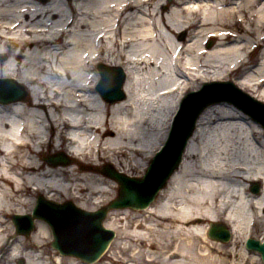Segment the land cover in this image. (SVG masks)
Listing matches in <instances>:
<instances>
[{"label":"bare ground","instance_id":"obj_1","mask_svg":"<svg viewBox=\"0 0 264 264\" xmlns=\"http://www.w3.org/2000/svg\"><path fill=\"white\" fill-rule=\"evenodd\" d=\"M257 46L256 65L235 84L264 101V0H0V236L9 237L0 264H86L52 239H26L11 260L21 234L12 217L61 215L46 204L32 215L40 197L88 212L106 206L116 182L103 167L139 178L186 88L235 75ZM100 64L124 71L122 99L109 103L95 88ZM247 115L226 101L205 107L153 202L108 211L115 239L90 264H262L234 246L255 224L264 230V135ZM220 221L227 244L207 237Z\"/></svg>","mask_w":264,"mask_h":264},{"label":"water","instance_id":"obj_2","mask_svg":"<svg viewBox=\"0 0 264 264\" xmlns=\"http://www.w3.org/2000/svg\"><path fill=\"white\" fill-rule=\"evenodd\" d=\"M100 69L103 76L102 82L99 85L101 95L109 103L122 99L124 97L122 86L125 80L123 71L120 68H106L104 66H100ZM106 69L112 72L114 71L108 86H106L107 84L105 82ZM204 93L205 91L202 89L198 92L188 94L181 110L174 120L172 131L164 149L154 158L143 179L133 180L105 169V173L116 179L120 185L117 199L107 207L98 212L90 213L74 208L70 202L56 206L51 203H44L41 198L39 199V206H37L34 212L36 216L38 215L37 210L39 211L41 209L42 211L41 206L43 204H46L50 211L52 209L54 212L61 213V215L58 214L56 217L53 215L51 221L48 222L54 235L53 247L58 249L62 254L73 255L87 263L94 262L100 258L114 237L113 231L107 230L102 226V221L105 218L107 210L110 208L125 207L142 209L154 200L158 191L165 186L170 175L178 168L188 140L194 132L198 116L206 106L214 102L193 99V97L200 98V96H204ZM190 98H192V102ZM188 102L190 104L189 107ZM248 112L264 126L263 119H260L251 111ZM61 160L63 161V159ZM134 185L136 186L134 187ZM252 191L257 193L259 186L254 185ZM77 216L80 218H76ZM14 219L20 220L21 217H14ZM24 219L27 221L25 229L19 228L18 230L28 234L33 228L32 217H26ZM16 225L18 228L17 223ZM79 230L82 233L81 235H78ZM73 233L77 236V239H71ZM208 236L213 240L226 242L230 239V232L222 225L218 226L213 224L208 232ZM64 238L65 240L63 242L62 239ZM245 246L248 250L259 252L264 262V243L249 238Z\"/></svg>","mask_w":264,"mask_h":264},{"label":"rangeland","instance_id":"obj_3","mask_svg":"<svg viewBox=\"0 0 264 264\" xmlns=\"http://www.w3.org/2000/svg\"><path fill=\"white\" fill-rule=\"evenodd\" d=\"M180 38H187V35H185V34H182V35H180ZM131 50H133V48H131ZM130 50V51H131ZM259 55H260V50H256L255 52H254V54L250 57V60H249V66L248 67H244V68H242V70L241 71H239V72H237L235 75L233 74V75H230L229 77H227L228 79L227 80H224V81H228V82H230V83H232L236 88H238V89H240L241 91H242V93H244V95H246V96H248V98L247 97H244V96H242V95H240L239 93H237L235 90H233L232 88H230V87H222V86H220L219 84H213V83H211L210 81H205V82H203V81H201V82H199L198 81V83H196V84H193V85H191L190 87H188V88H186V90L182 93V95H181V98H180V100H179V102H178V106L180 105V103L182 102V100H183V97H185L189 92H191V91H194V90H198V89H203L204 91H205V93H204V96L202 95V96H200V98H197V97H193V99H203V101L204 100H206V101H226V102H229V103H231V104H233L236 108H238L241 112H243L244 114H247L246 112H244L242 109H240L239 108V106L237 105V104H234L233 102H230V101H227L225 98H231V99H233L234 101L236 100V99H238V100H242V101H244L245 103H243V104H245V105H247L249 108H251L253 111H255V113L258 115V117L259 118H261V119H263V121H264V108L263 107H261L260 105H258V104H256V103H254V102H257V103H260V104H262V105H264V101H261V100H258L255 96H254V94H252L251 93V91L250 90H247V89H242V88H240L237 84H235V81H236V79H238L239 77H240V75H244L245 74V72H247V70H249L250 69V67H252V66H254V65H256V63H257V59H258V57H259ZM206 82H208V83H206ZM187 83V82H186ZM205 86V87H204ZM22 88H23V90L25 91V93H26V95H27V93H28V90H27V86H22ZM208 95V96H207ZM207 96V97H206ZM252 100H250V99ZM191 99V102H192V98H190ZM186 104V103H185ZM178 106H177V109H178ZM190 106V104H189V102H188V107ZM248 116V115H247ZM250 116V115H249ZM252 118V117H251ZM254 120V119H253ZM255 121V120H254ZM260 127H261V129H262V131H263V135H264V129H263V127H262V125H260V123L258 122V121H255ZM169 129H170V126H169ZM169 129H168V132L166 133V138H165V141H166V139H167V136H168V133H169ZM165 141L163 142V144H162V146L164 145V143H165ZM161 146V147H162ZM65 154V153H64ZM150 164V163H149ZM149 164L147 165V167H146V169H145V171H143L141 174H139V178H143V176L145 175V172H146V170H147V168H148V166H149ZM112 167H113V165H111ZM104 168H106V167H103V171H104ZM255 182H257V181H255ZM254 182V183H255ZM251 184L252 183H250L249 184V188H251ZM114 186H115V188H116V191L114 192L113 191V194L111 195V200H113L114 198H116L117 197V188H118V185H117V183L116 184H113ZM72 203H73V201H71ZM74 204V203H73ZM35 206V205H34ZM98 209V208H97ZM218 223H222V224H225L223 221H220V222H218ZM226 226H228L227 224H226ZM229 227V226H228ZM208 229H209V225H208ZM13 230L15 231V228H13ZM250 237H252V238H255V239H263L264 240V230L260 227V226H258V225H254V227H253V234H252V236H250ZM114 239H115V237H114ZM113 239V240H114ZM53 240V239H52ZM112 240V241H113ZM208 240H211V239H209L208 238ZM244 238H238V239H236L235 240V244H234V246H235V248H236V251H237V253H239V251L241 250V248L243 247V245H244ZM230 242V241H229ZM229 242H226V243H221V242H219V243H221V244H227V243H229ZM112 243V242H111ZM110 243V244H111ZM245 248V247H244ZM227 249V248H226ZM247 251V250H246ZM247 252H249L250 254H253L254 252H250V251H247ZM231 259H239V256L238 257H234L233 258V255L230 257ZM237 261V260H236ZM16 264H23V261H21V260H17L16 262H15ZM261 264V263H260ZM262 264H264V263H262Z\"/></svg>","mask_w":264,"mask_h":264},{"label":"clouds","instance_id":"obj_4","mask_svg":"<svg viewBox=\"0 0 264 264\" xmlns=\"http://www.w3.org/2000/svg\"><path fill=\"white\" fill-rule=\"evenodd\" d=\"M14 231V230H13ZM30 238L31 241L37 245H43L49 242L53 238L51 226L44 221L41 217L33 218V228L27 234H19L18 238L13 241L9 250V257L11 260L23 257L26 249V239ZM9 240L7 235L0 236V244H4Z\"/></svg>","mask_w":264,"mask_h":264}]
</instances>
